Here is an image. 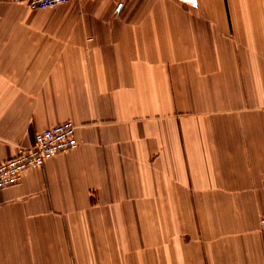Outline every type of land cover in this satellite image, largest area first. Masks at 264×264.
Here are the masks:
<instances>
[{
  "label": "crops",
  "instance_id": "crops-1",
  "mask_svg": "<svg viewBox=\"0 0 264 264\" xmlns=\"http://www.w3.org/2000/svg\"><path fill=\"white\" fill-rule=\"evenodd\" d=\"M0 264H264V0H0Z\"/></svg>",
  "mask_w": 264,
  "mask_h": 264
},
{
  "label": "built area",
  "instance_id": "built-area-1",
  "mask_svg": "<svg viewBox=\"0 0 264 264\" xmlns=\"http://www.w3.org/2000/svg\"><path fill=\"white\" fill-rule=\"evenodd\" d=\"M76 0H26L29 8H51ZM77 145L75 126L65 120L35 132L30 146L19 147L16 154L0 162V188L18 182L28 168L41 166L59 152L68 151ZM264 237V214L258 220Z\"/></svg>",
  "mask_w": 264,
  "mask_h": 264
}]
</instances>
